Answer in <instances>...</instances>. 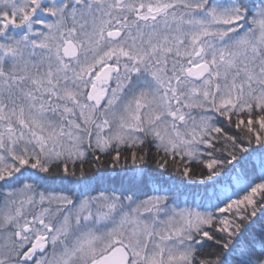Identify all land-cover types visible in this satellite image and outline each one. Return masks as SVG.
I'll use <instances>...</instances> for the list:
<instances>
[{
	"label": "snow or ice",
	"instance_id": "obj_1",
	"mask_svg": "<svg viewBox=\"0 0 264 264\" xmlns=\"http://www.w3.org/2000/svg\"><path fill=\"white\" fill-rule=\"evenodd\" d=\"M0 264H264V0H0Z\"/></svg>",
	"mask_w": 264,
	"mask_h": 264
}]
</instances>
